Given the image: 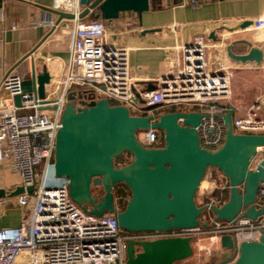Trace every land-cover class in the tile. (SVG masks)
Returning a JSON list of instances; mask_svg holds the SVG:
<instances>
[{
	"label": "built area",
	"instance_id": "built-area-1",
	"mask_svg": "<svg viewBox=\"0 0 264 264\" xmlns=\"http://www.w3.org/2000/svg\"><path fill=\"white\" fill-rule=\"evenodd\" d=\"M51 8L75 15L70 59L63 78L50 79L44 98L36 91L23 92V78L15 72L6 74L0 82L5 94L0 97V161H8L12 171L20 176L24 189L14 197V203L29 210L19 226L0 228V264H125L129 240L189 236L199 256L210 254L213 244L219 243L223 235H231L238 244L259 240L264 234V214L256 220L239 217L232 223L214 220L207 211L206 219L201 221L209 227L131 232L118 226L114 213L89 214L71 200L67 179L54 173L56 133L68 92L87 89L95 99L106 97L126 105L134 114L139 113L141 104L134 101L138 79L131 74L129 50L116 39L108 38L103 21L82 22L77 18L83 9L79 0H53ZM40 24L52 25L53 21L50 17ZM251 28L264 30V15L254 19ZM210 47L201 35L189 44L176 45L174 49L180 52V58L170 57L173 71L151 80L156 89L141 92L140 96L144 100L142 105L191 106L190 111L202 113L196 127L199 144L215 150L224 138L223 114L229 109L235 66L213 64L207 54ZM17 94L19 106L13 100ZM262 108L257 101L244 116L233 115L234 132L264 134ZM25 110L33 112L22 113ZM141 134L139 140L146 146L159 147L163 143L155 128ZM263 159L264 147H259L251 167ZM209 182L216 187L215 181ZM28 186H33L32 191L26 189ZM220 189H228V183L224 182ZM257 195L258 206L264 208V181L260 182ZM209 203L222 202L212 198Z\"/></svg>",
	"mask_w": 264,
	"mask_h": 264
},
{
	"label": "water",
	"instance_id": "water-1",
	"mask_svg": "<svg viewBox=\"0 0 264 264\" xmlns=\"http://www.w3.org/2000/svg\"><path fill=\"white\" fill-rule=\"evenodd\" d=\"M181 1V0H179ZM83 6L77 18H84L98 9L103 19L118 18L132 11L141 16L152 0H79ZM57 15L54 25L62 19L73 20L75 15L47 8ZM243 22L240 28L250 25ZM248 46L243 53L232 50V44ZM225 46L226 56L235 64L263 65V48L241 39ZM50 73L44 68L22 80V91H36L45 97ZM150 83L135 91V102L141 104L133 114L126 105L111 104L106 97L95 99L87 89L71 90L63 108L60 127L56 133L54 173L68 181V193L73 202L89 214L114 213L120 228L131 231H167L170 229L209 227L202 222L209 211L214 220L234 223L239 217L256 220L264 214L258 206V187L264 181V159L256 167L251 161L259 147H264V134H243L233 130V108L223 114L225 133L222 144L215 150L202 148L196 127L203 116L198 111L174 110L161 112V104L142 105L140 93L155 90ZM20 105V95H15ZM264 107V96L260 99ZM218 105V103L214 102ZM54 109L55 106L49 107ZM182 118V122H179ZM148 128L162 132L159 147L146 146L138 134ZM129 153L128 163L115 164V159ZM210 167L221 171L228 183V199L220 205H199L196 194ZM123 183L130 191L123 209L116 210L114 190ZM101 187L102 195L93 196L91 188ZM18 185L0 197H13L23 192ZM32 191L33 186L26 188ZM219 244L232 256L216 264H264V234L259 240L239 244L231 235L220 237ZM194 253L192 239L185 237L155 240H129L126 243L125 264H175Z\"/></svg>",
	"mask_w": 264,
	"mask_h": 264
},
{
	"label": "crops",
	"instance_id": "crops-1",
	"mask_svg": "<svg viewBox=\"0 0 264 264\" xmlns=\"http://www.w3.org/2000/svg\"><path fill=\"white\" fill-rule=\"evenodd\" d=\"M195 1L152 0L141 16L127 11L104 22L107 36L128 48L130 70L138 79V90L150 83L155 85L151 80L173 71L170 57L180 58V52L174 49L176 45L189 44L195 36H203L211 45L207 54L213 64L224 62L235 66L228 104L234 116H244L264 96V64H235L226 56L225 46L245 39L261 46L264 55V30H254L251 24L240 28L243 22L252 23L264 15V0ZM52 4L53 0H0V82L10 72L28 78L32 66L37 72L46 68L51 79L63 78L70 59L73 20L62 19L54 25L57 15L47 9ZM50 17L52 25L40 24ZM93 19L102 20L96 9L80 20ZM232 50L243 53L248 46L235 43ZM1 96L5 94L0 88ZM160 111L166 112V106H161ZM261 115L264 116V107ZM18 185H21L20 176L12 171L8 161L1 160L0 188L7 194ZM14 197H0V228L19 226L29 214L28 208L14 203ZM219 247V243L213 244L210 254L203 253L195 260L193 256L192 264H207L217 257L215 252L220 251ZM228 254L225 250L222 256Z\"/></svg>",
	"mask_w": 264,
	"mask_h": 264
},
{
	"label": "trees",
	"instance_id": "trees-1",
	"mask_svg": "<svg viewBox=\"0 0 264 264\" xmlns=\"http://www.w3.org/2000/svg\"><path fill=\"white\" fill-rule=\"evenodd\" d=\"M96 10H97V13L100 14L99 10L98 9H96ZM99 17L102 19L103 23L104 22L106 23L108 21L106 19H103L101 17V15H99ZM82 19H84V18H82ZM110 102H111V104H116V102H114V101H110ZM191 109H193V108H191ZM171 110H176V108H174L172 106ZM130 159H131L130 154L124 153L121 157L115 159V164L128 163L130 161ZM212 176H213V173H212L211 167H210V168H208L204 178L208 177L209 180H212ZM222 184L223 183L219 184L218 182H215L216 187L212 188L210 191L203 192L201 194V202L199 203V205L209 203L212 198L220 199L222 203L225 202L228 199V190L229 189L221 190L220 186ZM127 192L129 193V196H130V191L128 190V188L123 183H119L116 185L115 190H114V195H115V200H117V202H118L117 206L119 207V209H123L126 205L127 199L129 198V197L128 198L126 197ZM218 261L219 260L212 258L207 264H216Z\"/></svg>",
	"mask_w": 264,
	"mask_h": 264
},
{
	"label": "rangeland",
	"instance_id": "rangeland-1",
	"mask_svg": "<svg viewBox=\"0 0 264 264\" xmlns=\"http://www.w3.org/2000/svg\"><path fill=\"white\" fill-rule=\"evenodd\" d=\"M93 20H98V19H93ZM109 101H112V100H109ZM173 107L176 108L177 110H183V111L184 110L190 111L191 108H192L191 106H173ZM32 112H33L32 110L22 111V113H32ZM46 113L47 114H50V111L47 110ZM158 131L162 135V132L160 130H158ZM141 133L142 132H140L138 134V138L142 137V134ZM211 171L213 173V176H212V180L213 181L218 182L219 184H221V183L224 184V182L225 183L227 182V179L225 178V176H223V174L221 173V171L219 169H217L215 167H211ZM207 178L204 179L203 184L199 188L198 193L196 195V201H197L198 204L201 202V194L203 192L210 191L213 188V186H214V183L213 182L212 183L209 182V180ZM126 197L127 198L129 197V193L128 192L126 194ZM115 201L118 204L117 200H115ZM206 215H207V212H204V215H202V218L201 219H206ZM204 244L205 245H208V241L207 240H204ZM219 250H220L219 252H215V254H216L215 256H217V257L214 258V259L221 260L223 258H228V257H231L232 256L231 254H228V256L223 257L222 254L225 252V250L223 248H221V247H219ZM193 256H194V258H193ZM198 256H199L198 250L195 248L194 253H193V255L191 257H189L188 259H185V260L178 261L176 264H184L183 262H185V261H186V264H192V262H194L193 260H195V257L197 258ZM192 258H193V260H191Z\"/></svg>",
	"mask_w": 264,
	"mask_h": 264
},
{
	"label": "flooded vegetation",
	"instance_id": "flooded-vegetation-1",
	"mask_svg": "<svg viewBox=\"0 0 264 264\" xmlns=\"http://www.w3.org/2000/svg\"><path fill=\"white\" fill-rule=\"evenodd\" d=\"M167 111H174V110H171V108H166V112ZM134 114V113H133ZM91 192H92V195L93 196H100V195H102V190H101V187H95V186H93L92 188H91Z\"/></svg>",
	"mask_w": 264,
	"mask_h": 264
}]
</instances>
